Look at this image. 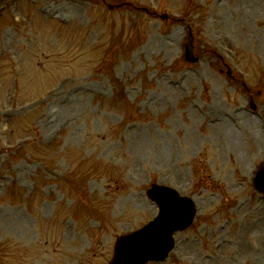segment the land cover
I'll list each match as a JSON object with an SVG mask.
<instances>
[{
	"label": "rangeland",
	"instance_id": "rangeland-1",
	"mask_svg": "<svg viewBox=\"0 0 264 264\" xmlns=\"http://www.w3.org/2000/svg\"><path fill=\"white\" fill-rule=\"evenodd\" d=\"M8 1L0 264H110L117 238L156 215L154 184L193 198L197 213L168 257L147 264H264V197L252 185L264 139L231 109L248 104L227 75L264 89V0H127L115 12L107 5L124 0Z\"/></svg>",
	"mask_w": 264,
	"mask_h": 264
},
{
	"label": "water",
	"instance_id": "water-1",
	"mask_svg": "<svg viewBox=\"0 0 264 264\" xmlns=\"http://www.w3.org/2000/svg\"><path fill=\"white\" fill-rule=\"evenodd\" d=\"M149 197L158 203L160 215L121 245L115 264L123 259L120 264H142L147 259L162 260L172 246L171 233L185 228L191 222L194 215L192 204L186 200H181L185 205L181 203L173 191L155 187L149 192ZM154 236L155 241L152 240ZM141 239L149 244L145 251L143 246L137 247Z\"/></svg>",
	"mask_w": 264,
	"mask_h": 264
},
{
	"label": "bare ground",
	"instance_id": "bare-ground-1",
	"mask_svg": "<svg viewBox=\"0 0 264 264\" xmlns=\"http://www.w3.org/2000/svg\"><path fill=\"white\" fill-rule=\"evenodd\" d=\"M263 48H264V46H263ZM245 120L248 122V125H249V130L252 132V135L254 136V137H257V138H263L264 139V133H262V132H260V131H255V129L252 127V125H253V119H251V118H249V117H245ZM227 131V133L229 134V135H232V132H231V130L230 129H227L226 130ZM264 141V140H263ZM244 156V155H243ZM244 159V158H243ZM77 241H78V243L77 244H75L74 246H73V248L71 249V251H72V254L74 255V256H77V254L79 253V251H81L82 250V245H83V242H81V240L79 239H77ZM68 260V259H67ZM68 263L70 262V260H68L67 261Z\"/></svg>",
	"mask_w": 264,
	"mask_h": 264
}]
</instances>
